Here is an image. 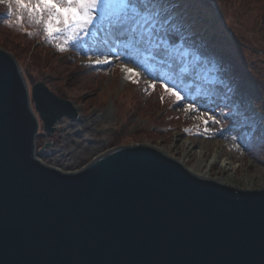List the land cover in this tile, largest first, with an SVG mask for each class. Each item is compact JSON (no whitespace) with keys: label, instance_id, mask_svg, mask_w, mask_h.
I'll list each match as a JSON object with an SVG mask.
<instances>
[{"label":"water","instance_id":"obj_1","mask_svg":"<svg viewBox=\"0 0 264 264\" xmlns=\"http://www.w3.org/2000/svg\"><path fill=\"white\" fill-rule=\"evenodd\" d=\"M35 112L48 135L79 117L41 81L29 93L0 48V264H264V187L192 174L144 143L62 171L35 154Z\"/></svg>","mask_w":264,"mask_h":264},{"label":"rangeland","instance_id":"obj_2","mask_svg":"<svg viewBox=\"0 0 264 264\" xmlns=\"http://www.w3.org/2000/svg\"><path fill=\"white\" fill-rule=\"evenodd\" d=\"M214 2V5L208 3L212 12L216 5L217 16L221 18V27L216 29L224 33L228 30L242 45L238 49L229 45L227 51L232 52L234 49L236 54H242L241 62L246 64L248 71L256 80L255 83H243L246 88L243 92L234 86L229 92L225 90L230 94L224 95L219 107L231 109L239 118L243 117L244 109L236 110L238 106L245 107L248 116L253 113L259 116L257 107L264 113V0H214ZM207 6L201 0H184V7L180 9L183 13H190L189 16L187 13L185 16L192 24L191 30L185 34L198 31L208 35L212 33V29L207 26L197 25L198 20L207 22L212 16L209 11L205 12ZM94 27L98 31H94L92 29ZM94 42L100 43V48H107L104 55H108L109 52L116 55L109 57L111 64L100 65L91 63L103 58L100 54H93L88 58H86L88 55L78 57L76 61L91 63L92 66L99 68L98 74L101 73L98 76L91 74L83 78L91 80L92 85L82 88L79 83L72 81L70 74L66 75L74 64L66 63L65 60L75 62L67 54L61 57L51 50L40 49L39 45L16 37L0 27V48L10 53L11 45L20 44L23 49L19 51L18 56L10 54L21 68L28 90L33 83L42 81L50 91L70 101L79 114L78 118H62L57 121L51 135L42 134V122L38 120L40 133L36 137L37 157L42 162L58 167L62 171H75L117 146L144 143L169 154L182 162L186 168L200 161L199 172L203 173L209 169L212 178L230 177L237 181L244 180V183L258 180V183L254 184L256 187H250L248 183L240 187L242 189H258L261 185L264 187V159L258 160L251 156L245 147L247 142L257 137L251 134L255 127H258V136L264 137V122L258 119L248 120L246 126H239L241 128H235L234 125L228 127L224 124V113L212 106L215 103L209 105V102L202 98L205 105L198 104L200 102L197 100L198 97L194 98L197 101L194 107L198 110L186 111L185 107L191 101L188 98L186 101L183 100L190 94L187 93V89L183 90V94L180 90L172 89L180 93L181 102H177L176 97L168 90L171 85L154 82L150 76L145 75V72L151 74L152 70L157 71V66L141 62L145 67L142 70L134 63L125 61L123 54L126 51L123 46L119 50L121 45L101 24L89 27L84 45L90 46ZM5 45L7 46L4 47ZM191 56V61L199 64L198 71L194 74L212 81V70L216 68L200 58L197 60L198 56ZM86 59L89 61L85 62ZM125 68L133 69L135 74L131 76V80L126 78ZM136 80L138 82H132ZM152 84L154 88L149 87ZM251 92L260 94L259 103L255 104L253 99L252 102L248 100L246 96ZM31 106L33 107L32 102ZM208 116L221 120V124L209 122L205 125L203 119H207ZM247 128L251 129L249 133L239 134ZM46 143L48 146L43 148ZM224 164H228L227 171L223 169Z\"/></svg>","mask_w":264,"mask_h":264},{"label":"snow or ice","instance_id":"obj_3","mask_svg":"<svg viewBox=\"0 0 264 264\" xmlns=\"http://www.w3.org/2000/svg\"><path fill=\"white\" fill-rule=\"evenodd\" d=\"M180 2L181 0H0V3L7 5V23L10 27L13 26V17L17 22L16 27H21L26 18L28 24L42 29L49 42H52L56 34H60L62 42L55 44L60 52H65L68 47L83 40L88 35L89 27L99 22L126 52L147 53V58L157 60L173 77L183 81L198 71L199 64L191 61V53L186 50L188 38L185 33L191 30L192 24L180 9ZM27 35L32 36L34 33L28 32ZM100 55L103 58L91 63L111 64L109 57L116 54L109 52L108 55ZM128 63L132 61L129 60ZM124 71L126 78L131 80V76L135 74L133 69L125 68ZM145 75L150 76L154 82L168 84L162 76H151L148 72ZM149 87L154 88V84ZM178 88V84L172 83L168 90L176 97L177 102H181L180 93L172 90ZM183 100L186 101L187 97ZM196 103V99L191 100L185 110H198L194 107ZM209 122L221 124V120L214 116L203 119L205 125Z\"/></svg>","mask_w":264,"mask_h":264},{"label":"trees","instance_id":"obj_4","mask_svg":"<svg viewBox=\"0 0 264 264\" xmlns=\"http://www.w3.org/2000/svg\"><path fill=\"white\" fill-rule=\"evenodd\" d=\"M204 3H206L208 6L205 8V12L208 11L212 14V16L209 17V20L207 22H203L201 20L197 21L198 26H207L208 28L212 29V33L210 35L204 34L203 31L198 32H192L190 34H185L188 38V44L186 45V48L190 50L191 54H194L198 56L200 59L204 60V62L210 66H214L215 72L217 78V84L211 85L210 83L205 82V80L201 79L200 82V88L199 92L207 95L210 94V100H213L215 102L219 101V98L224 95L226 87H222L219 82H225L228 88H231L232 86L236 85L237 83H245L250 84V82L255 83L256 80L253 79V75L248 71V67L246 64H243L241 62V55L242 54H236L235 50L233 49L232 52L227 51V47L233 46L234 48H241L242 45L240 42L237 41V39L228 31L220 32L216 29L221 27V21L220 16H217L218 10L215 5V9L213 8V12L211 11V7L209 3L215 4L214 0H201ZM209 2V3H208ZM192 7L191 5H189ZM188 6V7H189ZM7 7L5 3H0V9L4 11V9ZM180 7H184V0H181ZM187 13L189 16V12H184V15ZM206 15V14H204ZM8 17L5 14L0 15V27L3 28L6 31H9L13 33L16 37H22L27 42L35 43V39L39 38L42 39L41 45H39L40 49H47L50 48L53 44L52 42L56 41L57 39H61L62 37L60 34H56V36L53 38L52 42H49L48 39L45 37V35L42 32V29L38 26H33L28 24L27 19L25 18L24 22L29 26L32 27L34 35L29 36L27 35V31H25L22 26L16 27V20L13 17L12 18V25L9 26L8 23ZM224 33V34H223ZM231 34V35H230ZM20 39V38H19ZM36 44V43H35ZM37 45V44H36ZM5 45L4 47H6ZM9 52L12 53L14 56H18L20 53L19 51H23L20 44H13L10 46ZM78 52L82 53V48H80L78 45ZM75 50V49H74ZM95 50L99 51V48L95 46ZM254 53L259 54V52L254 51ZM203 53V55H202ZM231 53H234L235 55H232ZM138 59L137 56L134 55L133 59ZM66 63L74 64L73 68L68 70L67 76L70 74L72 81L74 83H79L82 88L84 86H90L92 85L91 80H85L86 76H90L91 74L93 76H98L100 74L98 69L91 66V65H83L78 62H71L70 60H65ZM95 71V72H94ZM167 79L168 82H176V78L172 76V74L168 71L167 73ZM195 80L194 77H189L187 79H184L181 81L182 84H186L187 82H193ZM244 88L245 85H242ZM191 88V87H190ZM193 89V88H192ZM242 89V88H241ZM258 93V92H257ZM261 93H263L261 91ZM260 94L256 95L255 92H251V100H254V103H259V96ZM256 100V101H255ZM259 110V108L257 107ZM226 114V123L227 124H233V122L229 121L228 118L230 117L231 120H233V112L231 109L224 110ZM263 113V112H262ZM249 148V147H248ZM249 152L252 156L256 158H262L264 159V139L262 140L261 145L250 147Z\"/></svg>","mask_w":264,"mask_h":264},{"label":"bare ground","instance_id":"obj_5","mask_svg":"<svg viewBox=\"0 0 264 264\" xmlns=\"http://www.w3.org/2000/svg\"><path fill=\"white\" fill-rule=\"evenodd\" d=\"M60 120H61V119H60ZM58 121H59V120H58ZM189 144H190V143H189ZM216 153H217V150H216ZM181 163H182V162H181ZM227 165H228V164H224L223 169H224L225 171L228 170V169H227ZM199 168H200V161H197V162L194 163V165L191 166V167H187L188 171L191 172L192 174H196V175H198V176L205 177V178H212V177H210L209 169H208V171L201 173V172H199ZM228 168H229V167H228ZM213 179H215V180H217V181H220V182H222V183H224V184H227V185L233 186V187H235V188H240V189H241L240 186L245 185L246 183H248V186L250 185V187H256V185H254V184L258 183V180H255V181H253V180H249V181H247L246 183H244V180H241V181L239 180V181H237V180H234V179H230V177H229V178L215 177V178H213ZM262 180H263V179H262ZM260 187H263V186L261 185ZM260 187H259V188H260Z\"/></svg>","mask_w":264,"mask_h":264}]
</instances>
